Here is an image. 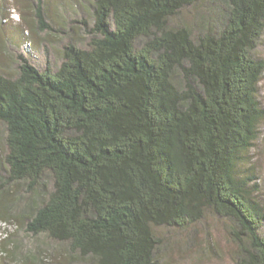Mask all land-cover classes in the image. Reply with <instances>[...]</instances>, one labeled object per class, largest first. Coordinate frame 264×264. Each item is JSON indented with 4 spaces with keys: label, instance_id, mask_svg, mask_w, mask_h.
Instances as JSON below:
<instances>
[{
    "label": "trees",
    "instance_id": "obj_1",
    "mask_svg": "<svg viewBox=\"0 0 264 264\" xmlns=\"http://www.w3.org/2000/svg\"><path fill=\"white\" fill-rule=\"evenodd\" d=\"M92 6L86 48L66 44L56 69L20 55L0 71V218L66 245L69 264H161L159 229L211 212L235 264H264V206L243 171L264 118V0Z\"/></svg>",
    "mask_w": 264,
    "mask_h": 264
},
{
    "label": "rangeland",
    "instance_id": "obj_2",
    "mask_svg": "<svg viewBox=\"0 0 264 264\" xmlns=\"http://www.w3.org/2000/svg\"><path fill=\"white\" fill-rule=\"evenodd\" d=\"M43 1L46 19L53 29L38 28L36 0H0L2 73L15 75L20 55L28 58L40 70H45L47 65L56 69L63 61L66 44L76 43L87 47L89 27L84 21L91 23L93 20L94 0ZM191 10L187 9L179 18L180 21L192 23L198 11ZM30 43L31 46L24 49ZM255 54L264 60V34ZM258 91L264 111V73ZM243 171L253 175L252 183L258 185L255 194L264 206V118L259 124L254 146L247 153ZM227 225L228 220L207 212L204 219L186 229L160 228L159 234L167 245L161 255V264H235L236 248L227 233ZM15 241L20 242V254L31 256L20 259L10 254L9 250L15 247ZM63 246L66 247L45 234L30 235L16 218H0V264H69L70 255ZM35 254L39 257L38 261L34 258Z\"/></svg>",
    "mask_w": 264,
    "mask_h": 264
},
{
    "label": "bare ground",
    "instance_id": "obj_3",
    "mask_svg": "<svg viewBox=\"0 0 264 264\" xmlns=\"http://www.w3.org/2000/svg\"><path fill=\"white\" fill-rule=\"evenodd\" d=\"M24 40H25V38H24ZM29 46H31V43L27 45V48H28ZM25 47H26V46H25Z\"/></svg>",
    "mask_w": 264,
    "mask_h": 264
}]
</instances>
